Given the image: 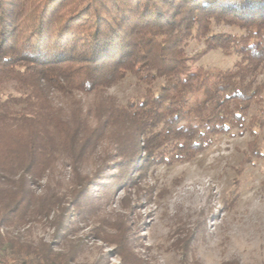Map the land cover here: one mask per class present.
Returning <instances> with one entry per match:
<instances>
[{"label":"trees","instance_id":"16d2710c","mask_svg":"<svg viewBox=\"0 0 264 264\" xmlns=\"http://www.w3.org/2000/svg\"><path fill=\"white\" fill-rule=\"evenodd\" d=\"M215 24L244 32H214ZM193 38L205 46L190 54ZM214 49L240 59L232 68L195 70ZM263 73L264 0H0V264H72L74 251L8 228L59 206L57 224L67 229L66 208L34 185L59 159L77 169L107 140L127 184L126 173L189 161L218 135L244 128L256 103L242 174L263 157L255 131L264 127ZM129 74L145 91L120 105L107 89ZM81 93L94 101L84 107ZM86 185L74 190L75 209L91 200ZM117 228L124 257L132 246L126 226ZM138 257L127 264H147Z\"/></svg>","mask_w":264,"mask_h":264},{"label":"rangeland","instance_id":"374dc122","mask_svg":"<svg viewBox=\"0 0 264 264\" xmlns=\"http://www.w3.org/2000/svg\"><path fill=\"white\" fill-rule=\"evenodd\" d=\"M213 31L244 32L225 24H215ZM204 46L193 38L186 49L193 54ZM239 59L238 54L214 49L194 69L232 68ZM260 78L264 79V73ZM163 82L158 79L155 89ZM145 86L129 74L108 88L107 94L122 105L141 97ZM6 91L15 92L10 86ZM78 97L84 107L94 101L92 94ZM61 102L68 104L65 99ZM257 108L254 103L244 128L233 127L218 135L193 159L153 163L143 172L126 173L127 184L124 172L114 165L115 144L109 140L93 149L77 169L61 158L34 189L59 199L71 215L65 219L69 227H59L61 209L52 206L48 216H32L8 229L24 240L51 242L55 249L74 251L72 264H127L138 254L147 264H226L231 260L264 264V127H255L263 157L247 164L242 174L237 171L253 138L249 120ZM80 181H87L91 200L84 209H75L71 203ZM118 225L126 226L132 246V254L124 257L116 248Z\"/></svg>","mask_w":264,"mask_h":264}]
</instances>
